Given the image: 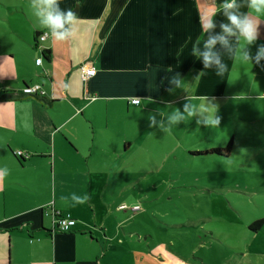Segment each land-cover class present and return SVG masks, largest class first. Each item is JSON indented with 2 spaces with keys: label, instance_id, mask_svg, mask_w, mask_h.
Segmentation results:
<instances>
[{
  "label": "crops",
  "instance_id": "crops-1",
  "mask_svg": "<svg viewBox=\"0 0 264 264\" xmlns=\"http://www.w3.org/2000/svg\"><path fill=\"white\" fill-rule=\"evenodd\" d=\"M32 2L0 0L27 30L24 37L15 24L26 47L0 57V172L7 170L0 178V264H113L111 240L129 230L135 236L139 215L129 213L141 212L132 209L144 203L146 175L157 163L152 147L167 145L166 164L176 158L171 144L182 142L187 128L204 127L194 125L199 115H186L164 133L149 126V117L166 127L174 109L183 112L190 103L195 110L207 100L219 114L217 99L236 89L231 72L264 77V68L229 58L217 44L229 69L221 78L215 65L205 70L193 54L206 39L202 20L216 13L213 32L220 33L223 0H61V9L76 16L69 26L74 35L64 42L49 35L40 45L36 34L46 29ZM260 19L257 44L248 46L253 55L264 43ZM41 47L51 52L50 61ZM88 62L96 75L84 81L81 67ZM175 75L183 88L170 84ZM9 80L17 86L2 85ZM33 85L46 95H24ZM136 99L139 105L131 103ZM55 211L77 221L69 233L55 228Z\"/></svg>",
  "mask_w": 264,
  "mask_h": 264
},
{
  "label": "rangeland",
  "instance_id": "rangeland-1",
  "mask_svg": "<svg viewBox=\"0 0 264 264\" xmlns=\"http://www.w3.org/2000/svg\"><path fill=\"white\" fill-rule=\"evenodd\" d=\"M17 16L0 6V57L26 47L14 27L25 28L12 20ZM235 70L228 77L230 83L235 79V92L217 99L220 128H187L184 140L171 144L176 158L166 164L167 145L152 147L157 163L146 175L141 212L129 213L139 215L132 225L135 236L129 230L111 240L115 250L108 263H264V223L250 229L264 221V77ZM6 83L17 86L15 80ZM230 141L228 158L197 156L225 149Z\"/></svg>",
  "mask_w": 264,
  "mask_h": 264
},
{
  "label": "clouds",
  "instance_id": "clouds-1",
  "mask_svg": "<svg viewBox=\"0 0 264 264\" xmlns=\"http://www.w3.org/2000/svg\"><path fill=\"white\" fill-rule=\"evenodd\" d=\"M61 0H33L31 8L34 10L35 16L38 18L39 24L46 29L42 33L44 37H51L57 42L69 40L74 35L73 28L76 16L71 9H61ZM247 7L252 11L245 12L241 9ZM221 11L226 18V22L219 25L221 31L216 34L213 30L217 27L215 23L216 13L211 18L201 21V29L206 35L202 48L199 42L194 46L193 54L203 62L204 69L207 70L213 65L216 66V74L218 77H224L228 72V64L222 62V53L218 52L216 45L219 44L224 48L229 58H239L246 62H253L264 68V43L257 46V51L253 55L248 46L256 45L260 37V16L264 15V0H223ZM232 38H235V44ZM238 45V46H237ZM206 74L205 71L200 72V76ZM170 84L175 88H183V81L177 76H173ZM169 91H173L172 88ZM197 116L201 118L196 120L198 126H204L209 129L220 128L221 117L218 114V107L211 100H207L199 108L193 110L192 104L185 103L183 112L180 109H174L168 116V123L165 127L156 121L154 116L149 117V126L160 127L164 133H167L171 127H177L185 122V116ZM7 175V170L0 172V178ZM87 198L78 199V203L85 202Z\"/></svg>",
  "mask_w": 264,
  "mask_h": 264
},
{
  "label": "built area",
  "instance_id": "built-area-1",
  "mask_svg": "<svg viewBox=\"0 0 264 264\" xmlns=\"http://www.w3.org/2000/svg\"><path fill=\"white\" fill-rule=\"evenodd\" d=\"M48 38H49V36L44 37L43 35H41L38 39V45L45 42ZM40 49L43 50L44 48L41 47ZM42 61H43V59L39 58L36 60V64L40 65L42 63ZM81 72H82V78L84 81H87L89 78L94 77L96 75V70L92 66V63H90V62L82 65ZM23 94L27 95V96H40V97H44L46 95L45 91L43 90L42 86H40V85H33V86L25 87L23 89ZM92 98L90 97V99H92ZM131 103L134 105H139L140 100H137V99L132 100ZM16 155L18 157H23L22 152H17ZM132 210L137 211V210H139V207H134ZM54 217H55L54 226L61 233H69L77 224V221L75 219L71 218L70 216H63L59 211L54 212Z\"/></svg>",
  "mask_w": 264,
  "mask_h": 264
},
{
  "label": "trees",
  "instance_id": "trees-1",
  "mask_svg": "<svg viewBox=\"0 0 264 264\" xmlns=\"http://www.w3.org/2000/svg\"><path fill=\"white\" fill-rule=\"evenodd\" d=\"M41 35L40 34H36V39H35V44L37 45L38 44V39ZM51 52L48 51V50H44L43 51V57L47 60V61H50L51 59ZM232 147H233V141H230V143L227 145V147L225 149H212V150H209V151H206V152H203V153H198L197 156H207V155H216L218 157H221V158H228L230 157V154L232 152ZM264 221H257L255 222L251 227L250 229L252 231H256V227H260L261 224H263Z\"/></svg>",
  "mask_w": 264,
  "mask_h": 264
}]
</instances>
